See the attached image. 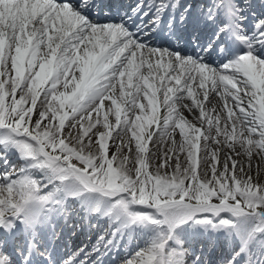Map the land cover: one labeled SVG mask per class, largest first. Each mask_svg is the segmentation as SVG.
I'll use <instances>...</instances> for the list:
<instances>
[{"label":"snow or ice","instance_id":"6c2138e0","mask_svg":"<svg viewBox=\"0 0 264 264\" xmlns=\"http://www.w3.org/2000/svg\"><path fill=\"white\" fill-rule=\"evenodd\" d=\"M254 158L264 0H0V264H264Z\"/></svg>","mask_w":264,"mask_h":264},{"label":"bare ground","instance_id":"6f19581e","mask_svg":"<svg viewBox=\"0 0 264 264\" xmlns=\"http://www.w3.org/2000/svg\"><path fill=\"white\" fill-rule=\"evenodd\" d=\"M111 2H113V0H105L103 3H111ZM120 2L122 3L123 0H120ZM130 4H134V0H130ZM104 9H107V8H104ZM217 100H218V97H213L212 104L208 105L209 110H211L213 107H217V110H219L218 106L216 105V101ZM184 115H185V117H187V118H189L191 120L193 119L192 114L189 113L186 109L184 111ZM112 119H114V118H112ZM174 135H175L177 141H179L180 137H179V134H178V130H177V132ZM117 143H119V141H117ZM149 147H150V149L152 150V153H153V155L151 157V161H152V165L154 167L155 165H157L164 158L163 153H165L167 151V149L169 147H171V135H169L168 137H165L163 140L158 141L157 144H155V145H153V144L150 143L149 144ZM112 150L115 151V147H113ZM124 151L127 152V149H124ZM169 155H172V154L169 153ZM177 155H179L181 165L183 166L186 163L185 155L182 154V153H177ZM239 158H240V160H244V161L247 160V157H239ZM175 159H176V157L175 156H172V159L169 161L170 167L167 169V171H168L169 174H171L173 172V170L175 169ZM256 159H257V164H256L257 167H259V169L262 172H264V161H260L258 158H256ZM257 167H256V171H257ZM163 171L164 170L162 169L161 172H163ZM253 171H254L253 174H255L254 166H253ZM92 223H96V220L93 219L92 220ZM100 224L102 226H104V227H107V218L102 216L101 217ZM70 227L73 228L71 226V222H69V226L68 227H65L62 231H67L66 228L69 229ZM82 228H83L82 231L84 233H81L80 232L79 238L84 239L85 236H88L89 235V237L87 238V241L89 242V244L94 243L95 240H96V236L98 235V233H99V231L101 229L100 228H90L88 226V223L87 222H85L83 224V227ZM69 231L71 232V229ZM64 235L65 234H63L62 239L60 238V241L61 242H63ZM79 238L76 237L74 241H77ZM197 247L200 248L202 246L198 245ZM209 248H211V246H209L207 249H209ZM218 256H219V250L218 249H217L216 252H212L209 256L206 255V253H205L204 259L206 261V264H210V262H215V264H219V261L217 260V257Z\"/></svg>","mask_w":264,"mask_h":264},{"label":"rangeland","instance_id":"374dc122","mask_svg":"<svg viewBox=\"0 0 264 264\" xmlns=\"http://www.w3.org/2000/svg\"><path fill=\"white\" fill-rule=\"evenodd\" d=\"M162 110V109H161ZM191 121V120H190ZM221 159H223V156L221 157ZM236 159L239 161L240 160V158L239 157H236ZM252 163H253V166H254V170H255V174H253L254 173V171L252 172V174L255 176L256 175V167H257V159L255 158V159H253V161H252Z\"/></svg>","mask_w":264,"mask_h":264}]
</instances>
